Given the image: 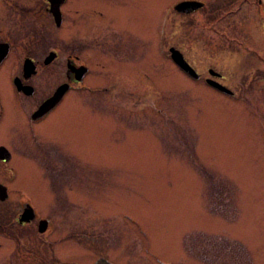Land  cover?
Here are the masks:
<instances>
[{
  "label": "rangeland",
  "instance_id": "rangeland-1",
  "mask_svg": "<svg viewBox=\"0 0 264 264\" xmlns=\"http://www.w3.org/2000/svg\"><path fill=\"white\" fill-rule=\"evenodd\" d=\"M112 1L116 14L138 23L147 20L155 2ZM171 1L158 4L162 2L165 12ZM201 1L204 8L190 16L165 13L164 23H174L160 32L158 57L170 60L167 48L173 45L199 70L231 72L226 84L234 87L235 97H221L205 84L187 80L165 61L158 70L155 64L146 70L152 77L158 74L159 88L150 79L146 86L126 79V92L117 96L109 116L116 122L107 115V94L93 102L71 92L65 130L52 132L53 126L50 133H58L81 157L67 156L58 163L56 158L46 161L42 151L27 160L48 184L45 166H75L82 174L71 178L67 173L61 188L67 201H62L50 233L42 235L68 254L40 250L35 241L29 255H20L21 264H70L71 259L87 264L102 254L121 264H152L141 261L142 246L165 264H264V27L257 23L253 0ZM126 3L130 11L124 9ZM79 5L92 6L90 0ZM5 31L2 39L11 42L48 37L34 32L23 36L19 27ZM151 31L149 61L155 55L152 39L157 38ZM21 54L13 50V61ZM13 64L9 62L11 69ZM52 78L57 80L54 86L62 81ZM52 78L41 76L38 87L45 88ZM80 120L82 134L76 133ZM92 167L99 168L96 175ZM2 174L0 168V179ZM23 184L32 186L27 177ZM86 188L105 195L97 199ZM52 206L46 201L44 210ZM144 234L146 240L140 241Z\"/></svg>",
  "mask_w": 264,
  "mask_h": 264
},
{
  "label": "flooded vegetation",
  "instance_id": "flooded-vegetation-1",
  "mask_svg": "<svg viewBox=\"0 0 264 264\" xmlns=\"http://www.w3.org/2000/svg\"><path fill=\"white\" fill-rule=\"evenodd\" d=\"M159 1L155 0L152 4V9L147 13V20L138 23L129 15L126 17L122 15V12L116 14L112 0H90L92 6L87 7L79 5L81 0H0V149L6 151H0V156H9L8 159H0L2 176L5 175L0 179V264H21L20 255H29L27 250L31 244L32 247L35 246V241H39L40 250H46L51 254L52 252L68 254L65 249L52 246L56 245L55 240L45 241L42 235L46 237L47 231L50 233L51 224L59 217L62 201H67L66 189H61L66 185L67 173H71V178L82 174H78L79 169L75 166H45L48 184L43 180L39 168L27 160L32 154L36 155L42 151L45 152L46 161L56 158L58 163L67 156L81 157L58 136V133L65 130L64 117L71 92H76L81 100L87 97L93 102H99L101 96L107 94L109 102L106 111L109 117L113 114L117 96L126 92L127 78L129 82L135 80L140 86H146L150 81L155 87L159 86L158 74L152 77L146 70L153 67V64L158 70V63L165 61L162 60L161 54V59L157 54L162 45L159 35L164 26L169 27L174 23V20L168 22V19V23H164L165 13L172 17L190 16L191 12L180 13L175 7L184 2H201L202 7L194 10L196 12L206 5L201 0H174L166 3L164 12L161 8L163 4L162 2L158 4ZM156 3L157 7L154 6ZM253 5L257 23L264 27V4L261 0H253ZM124 9L130 11L132 8L130 9L126 3ZM117 25L121 27L118 30ZM17 27L23 36L34 32L33 35L38 37L47 33L48 37L41 39L40 42H34L33 38L25 42L2 39L5 38L3 34L6 36L5 29L14 32ZM151 28L154 29L157 38H151V48L155 50V55H152L149 61L147 35H151ZM116 37L121 40H117ZM170 49L181 54L196 78H192L175 64L171 59ZM13 50L22 53L15 58V62ZM167 51L170 60L166 57L168 60L165 62L172 71L182 73V76L193 83L205 84L208 89L222 95L221 97L230 99L235 97L234 87L231 89L226 84L231 79L228 75L232 77L231 72L224 74L216 68L209 67L199 70L175 46H169ZM9 62L14 63L12 69ZM116 68L121 72H116ZM43 75L50 78L61 77L62 81L54 86L57 80L52 78L45 88L38 87L37 81ZM99 76L103 81L97 83L95 79ZM210 82L223 86L229 94L215 89ZM60 90L61 95L53 107L44 113L41 112L42 107L51 99H55ZM76 104L78 109L83 110L78 106V102ZM109 119L110 122H116L114 118ZM82 122L83 120L78 121L76 133L78 131L82 134ZM53 126L57 128L52 130ZM51 130L59 132L52 137ZM78 139L81 140L80 137ZM112 154L115 152H109L110 156ZM98 169L92 167L91 170L95 171L93 174L96 175ZM25 177L32 182V186L23 184ZM86 189L92 195H96L97 199L100 197L99 194H102L96 189ZM46 201L55 206L44 210ZM141 233L143 231L137 232ZM146 237L144 234L138 239L146 240ZM141 249L143 253H140ZM134 251L137 252L136 249ZM138 253L143 262L148 260L152 264H165L160 257L153 255L147 246L139 247ZM43 260L49 262L52 258ZM74 262L80 261L71 259L70 264H75ZM98 262L121 264L107 254L99 255L93 262L87 264Z\"/></svg>",
  "mask_w": 264,
  "mask_h": 264
},
{
  "label": "water",
  "instance_id": "water-1",
  "mask_svg": "<svg viewBox=\"0 0 264 264\" xmlns=\"http://www.w3.org/2000/svg\"><path fill=\"white\" fill-rule=\"evenodd\" d=\"M200 7H202V4L198 2H184V3L177 5L175 9L179 11L180 13H190ZM170 55H171V59L175 62L177 66H179L184 72H186L192 78H196V75L191 70V68L186 64V62L183 60L181 54L178 51L174 49H170ZM209 84L215 89L229 94V91L226 90L223 86L217 83H213V82H210ZM60 92H62V90H60L59 93L56 94L55 99H51L42 107L41 112L44 113L48 111L51 107H53L54 103H56V101L58 100V96L61 95ZM0 151L6 152L5 149L3 148H1ZM8 158L9 156H6V155L0 156V159H8ZM96 264H104V262H98Z\"/></svg>",
  "mask_w": 264,
  "mask_h": 264
}]
</instances>
